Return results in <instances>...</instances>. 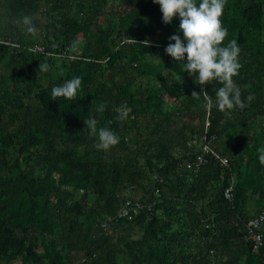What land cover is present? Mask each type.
<instances>
[{
	"label": "trees",
	"instance_id": "1",
	"mask_svg": "<svg viewBox=\"0 0 264 264\" xmlns=\"http://www.w3.org/2000/svg\"><path fill=\"white\" fill-rule=\"evenodd\" d=\"M22 15L35 37L14 24ZM222 21L224 45L241 50V98L254 97L227 114L218 82L204 86L211 108L191 97L198 82L165 52L183 39L179 17L164 24L153 0H0V264H263L264 223L257 252L245 223L264 203V0H227ZM74 77L76 97L52 100ZM207 114L229 169L207 159L193 172ZM90 115L118 145L97 150ZM127 201L143 209L118 218Z\"/></svg>",
	"mask_w": 264,
	"mask_h": 264
},
{
	"label": "clouds",
	"instance_id": "2",
	"mask_svg": "<svg viewBox=\"0 0 264 264\" xmlns=\"http://www.w3.org/2000/svg\"><path fill=\"white\" fill-rule=\"evenodd\" d=\"M153 3L159 4L164 24H171L175 17H179V32L183 33V39L179 34L170 36L165 52L182 64L184 72L195 77V82H198L201 90L199 93L193 91L191 97L199 100L203 93L206 106L211 108L213 100L208 96L204 86L215 81L222 85L215 93V105L221 112L227 114L234 109L243 110L249 106L254 97L249 95L246 104L234 80L242 67L239 62L241 50L235 40L224 45L228 30L223 27L222 16L227 0H199V4L197 0H153ZM14 24L22 32L33 37L38 34V28L29 15L18 17ZM130 42L138 43L134 39ZM78 43L79 41L74 42L72 47ZM143 43L148 45L149 41L145 40ZM48 68L46 63H40L38 71L46 72ZM81 83L80 77H74L53 87L52 100L74 99L81 88ZM106 107V103H100L95 111L103 114ZM128 113L129 109L122 106L117 119L124 121ZM83 123L84 130L88 131L89 136L96 138L97 150L107 151L119 144L120 137L108 127L98 128L99 121L94 116L90 115L88 119L83 120ZM259 161L264 165V149L260 150Z\"/></svg>",
	"mask_w": 264,
	"mask_h": 264
},
{
	"label": "built area",
	"instance_id": "3",
	"mask_svg": "<svg viewBox=\"0 0 264 264\" xmlns=\"http://www.w3.org/2000/svg\"><path fill=\"white\" fill-rule=\"evenodd\" d=\"M29 51L32 52H43V47L34 44L33 46H30L28 48ZM208 114L206 115L203 132L200 137V148L199 152H197L191 160H189L185 167L188 170H191L193 172H197L201 166H203L207 159H212L215 161L219 167L224 169H229V161L226 157L221 156L219 153H217L212 147H211V138L207 136L208 131ZM224 199L227 200L229 203L232 202V179H230L228 185L225 187L223 191ZM148 208L150 206L148 205ZM138 209H143V206H141L139 203H130L129 201L125 202L124 205H122L121 209L117 213L118 218H127L131 219L135 214L138 212ZM110 220V218L108 219ZM264 223V203L261 207L259 213L252 219L248 220L245 223V228L247 230L248 239L251 241L252 249L254 252H257L262 247V234L259 232V227ZM105 226V223L103 224ZM264 264V261H263Z\"/></svg>",
	"mask_w": 264,
	"mask_h": 264
},
{
	"label": "crops",
	"instance_id": "4",
	"mask_svg": "<svg viewBox=\"0 0 264 264\" xmlns=\"http://www.w3.org/2000/svg\"><path fill=\"white\" fill-rule=\"evenodd\" d=\"M253 209V207H251L250 209H249V213H253V215H256L257 214V212H255L254 210L253 211H251Z\"/></svg>",
	"mask_w": 264,
	"mask_h": 264
},
{
	"label": "rangeland",
	"instance_id": "5",
	"mask_svg": "<svg viewBox=\"0 0 264 264\" xmlns=\"http://www.w3.org/2000/svg\"><path fill=\"white\" fill-rule=\"evenodd\" d=\"M133 198H136L137 196H135L134 194H133V196H132Z\"/></svg>",
	"mask_w": 264,
	"mask_h": 264
}]
</instances>
